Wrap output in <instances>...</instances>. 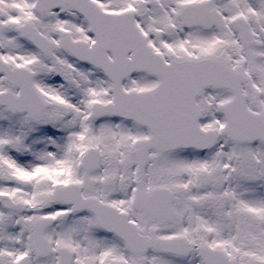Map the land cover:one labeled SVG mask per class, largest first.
<instances>
[{"label": "snow or ice", "instance_id": "6c2138e0", "mask_svg": "<svg viewBox=\"0 0 264 264\" xmlns=\"http://www.w3.org/2000/svg\"><path fill=\"white\" fill-rule=\"evenodd\" d=\"M0 264H264V0H0Z\"/></svg>", "mask_w": 264, "mask_h": 264}]
</instances>
